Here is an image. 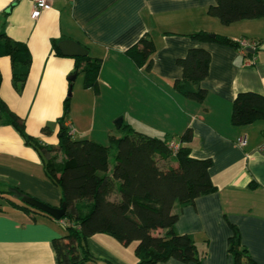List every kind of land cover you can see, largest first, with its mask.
Masks as SVG:
<instances>
[{
	"label": "crops",
	"instance_id": "obj_1",
	"mask_svg": "<svg viewBox=\"0 0 264 264\" xmlns=\"http://www.w3.org/2000/svg\"><path fill=\"white\" fill-rule=\"evenodd\" d=\"M216 0H50L51 6L33 17L32 0H0V33L27 43L32 62L26 85L19 93L13 84L10 56H0V96L26 120V130L44 144L57 145L64 101L72 85L71 112L65 120L77 139L109 143L111 134L125 124L145 126L155 135L170 134L179 141L191 128L192 156L211 158L210 175L217 191L198 197L179 213L176 229L188 233L208 254L200 263L170 259L158 264H234L229 251L232 224L256 261L264 264V118L246 125L231 121L238 93L264 94V18L229 25L211 16ZM206 30L240 41L254 40L256 47H233L196 41L190 33ZM143 36L156 51L152 68L138 67L126 51ZM72 39L102 58L99 91L76 89L69 77L75 58L56 53L53 42ZM192 47L211 53L207 90L201 102L182 95L175 81L182 79L178 59ZM250 48V50H249ZM253 49V51H251ZM80 75L77 73V76ZM84 76V75H83ZM74 89V90H73ZM123 123L116 121L121 116ZM50 126V131L43 128ZM124 132V130H123ZM152 133V134H153ZM245 135L247 144L238 139ZM115 151L110 158V172ZM162 165L175 161L160 159ZM255 185V186H252ZM0 264H59L54 239L67 233L66 224L42 214L33 216L12 209L10 200L22 203L17 191L52 206L62 204V191L48 177L39 152L25 142L12 124L0 122ZM117 199V191L111 194ZM83 213L90 205L80 201ZM91 253L111 264H137L136 243L124 245L106 233L87 239Z\"/></svg>",
	"mask_w": 264,
	"mask_h": 264
},
{
	"label": "trees",
	"instance_id": "obj_2",
	"mask_svg": "<svg viewBox=\"0 0 264 264\" xmlns=\"http://www.w3.org/2000/svg\"><path fill=\"white\" fill-rule=\"evenodd\" d=\"M211 16L229 25L237 21L264 18V0H216L208 8ZM196 41L216 42L240 47L239 41L226 35L199 30L189 34ZM56 53L64 55L58 43ZM156 51L154 41L143 36L126 54L138 67L149 71ZM10 56L13 64V84L21 93L26 85L32 54L26 42L0 33V56ZM75 72L84 75V86L99 91L102 58L74 56ZM211 53L202 47H192L178 59L183 69L182 79L175 81L176 89L184 96L203 101L207 90L201 87L210 70ZM1 84V73H0ZM71 112V96L64 101V113L59 118L61 128L57 145L44 144L26 130L24 117L13 111L0 96V122L12 124L43 159L50 180L62 191V202L67 204L65 221L67 233L54 239L59 264H111L97 259L87 245V239L96 233L113 236L124 245L136 243L137 264H158L170 259L200 263L208 254L188 233L176 229L179 213L174 207L194 204L198 197L217 191L212 181L211 158L192 156L191 128L180 136L155 135L129 124L124 134H111L108 144L92 139H77L70 133L65 120ZM264 118V94L243 91L233 101L234 125H246ZM50 131V126L43 128ZM178 141L174 152L171 141ZM115 151L114 166L110 172V158ZM160 159L175 161L176 166L162 165ZM252 186H255L252 184ZM117 191L119 197L111 199ZM1 198H8L0 191ZM88 199L89 208L82 212L80 201ZM12 209L23 210L33 216L49 214L38 208L10 200ZM0 209L4 210L3 207ZM52 218V217H51ZM229 251L234 264H256L248 249L242 245L239 229L232 224Z\"/></svg>",
	"mask_w": 264,
	"mask_h": 264
},
{
	"label": "water",
	"instance_id": "obj_3",
	"mask_svg": "<svg viewBox=\"0 0 264 264\" xmlns=\"http://www.w3.org/2000/svg\"><path fill=\"white\" fill-rule=\"evenodd\" d=\"M60 50L65 55L69 56H85L88 54V49L82 46L80 43L72 40V39H64L58 43ZM250 50V48H249ZM253 51V49H251ZM77 78V73H74L69 77L70 81L74 82ZM72 95V85L70 87L69 96ZM123 123V117H119L116 121L118 127H121ZM20 195L21 200L23 203L38 208L41 211L49 214L52 218L56 220H61L65 217L67 213V204L66 202H62L60 206H52L36 197H33L29 194L23 193L21 191H17Z\"/></svg>",
	"mask_w": 264,
	"mask_h": 264
},
{
	"label": "built area",
	"instance_id": "obj_4",
	"mask_svg": "<svg viewBox=\"0 0 264 264\" xmlns=\"http://www.w3.org/2000/svg\"><path fill=\"white\" fill-rule=\"evenodd\" d=\"M32 1L34 3V9H33V14H32L34 18H38L41 15V13H42L43 10L48 9L51 6L50 0H32ZM239 43H240V46L242 48H244V49L247 48V47L255 48L256 47V44H257L256 41L249 40V39H242V40L239 41ZM68 127L70 128V133L71 134H74L75 131L71 127L70 124L68 125ZM238 142L242 146L243 145H246L247 144V137L245 135L241 136L238 139ZM170 147L175 152L179 148V142L178 141H175V140L174 141H171ZM260 150L261 151H264V131H263V142L260 145ZM63 222L65 223V221H63Z\"/></svg>",
	"mask_w": 264,
	"mask_h": 264
},
{
	"label": "rangeland",
	"instance_id": "obj_5",
	"mask_svg": "<svg viewBox=\"0 0 264 264\" xmlns=\"http://www.w3.org/2000/svg\"><path fill=\"white\" fill-rule=\"evenodd\" d=\"M74 85H75L76 89H78V88H80V87H83V85H84V76H83V74H80V75L77 76L76 80L74 81ZM73 90H74V89H73ZM73 93H74V92L72 91V94H73ZM71 98H72V95H71ZM120 116H121V115H120ZM134 127L137 128V129H140V130H142V131H145V132H147V133H150V134L153 133V131H151L150 128L145 127V126H140V125L137 124V125L134 126ZM116 131H117L118 134H121V135L124 134L123 130H121V129H116ZM153 134H154V133H153Z\"/></svg>",
	"mask_w": 264,
	"mask_h": 264
}]
</instances>
